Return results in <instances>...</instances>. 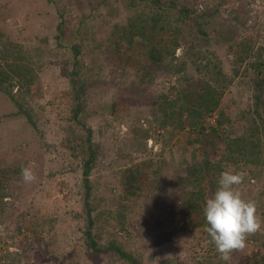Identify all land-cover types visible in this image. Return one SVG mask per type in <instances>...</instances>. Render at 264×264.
I'll return each instance as SVG.
<instances>
[{
    "label": "rangeland",
    "instance_id": "1",
    "mask_svg": "<svg viewBox=\"0 0 264 264\" xmlns=\"http://www.w3.org/2000/svg\"><path fill=\"white\" fill-rule=\"evenodd\" d=\"M101 1L0 0L1 4L7 5L0 6L2 37L21 43L24 54L35 63L32 73L37 76L36 83L39 82L38 85L29 86L31 93L24 99L35 126L0 92V171L6 169L8 177L2 178V181H7L9 186L7 195L3 198L5 203H2L6 211L2 216H6V219L0 223V264H11L13 258L18 259V264H107L105 254L95 255L79 240V228L85 218L82 174L79 158L68 147L69 138L65 130V117L69 114L65 106L68 99L67 78L74 53L69 39L81 45L79 61L83 65L82 75L89 81L93 78L96 82L97 77L107 76L103 78V82L89 85L93 106L100 110L89 118L94 129L93 136L110 148L108 155L98 156V161L105 167L96 168L89 178L92 188L104 196L99 204L101 208H119L127 214L125 230L119 233L124 242L123 248L129 249L140 264H205L199 259L203 256L206 257V264H218L219 253L215 247L211 248L206 243L208 234L204 226L196 229L187 226L176 233L172 230L180 222V218L175 219L176 208L170 202L173 196V188L170 186L174 173L172 169H185L192 165L193 158L201 154L198 139L218 134V148L210 156L211 160L217 166L220 165L223 171H238L241 168L247 171V177L240 186L241 191L251 192L249 196L254 194V198L262 200L263 206L259 207L258 213L264 219V164L260 163L254 169L247 168L243 161L229 159L224 145L225 131L240 134L248 121L254 101L253 81L257 77H264V73L259 72L264 70V51L259 52V46L264 45V36L258 37V24L252 23L253 20L249 22L251 17L244 9L246 0H176L177 6L185 5L189 8L201 3L203 8L217 10L208 19L202 20L198 14L185 19L182 22L184 41L188 46L195 44L201 50L206 48L205 51H212V60H219L221 69L232 80L213 112L215 120H211L212 115L207 114L203 121L193 127L187 124L177 126L180 122L186 123L184 112V115L174 119L173 125L166 126L172 138L167 144H162L154 137L153 130L149 129V126L154 125L152 116L156 109L152 98L160 88L168 86L174 87L173 95L176 96L181 88H194L200 77L193 73L194 69L190 64L176 71L175 65H179L176 55H180L186 48V45H181L175 49L173 58L167 55L164 59L166 67L157 69L151 83L138 89L137 94H132L125 87L126 84L123 87L110 84L112 76L119 82L131 80L132 83H138L142 73L133 65L127 66L124 61L114 59L115 55L108 58V52L94 51V41L89 37L74 36L78 19L89 14ZM95 9L99 11L102 8L99 6ZM110 9L98 13L97 28L93 31L97 41H103L99 35L101 29L110 39L107 31L110 32L113 22H120L132 10L125 0H110ZM197 9L196 12H199ZM57 11L63 19L59 30L56 29L60 19ZM197 19L205 30L203 39L207 43L197 33ZM59 31L62 33L60 42L65 47L60 56L51 48L52 36ZM245 36L253 38L252 50L239 63L235 58L234 51L237 47L234 44L243 42ZM44 37L45 40L50 39L48 43L42 41ZM230 44H233L231 49ZM124 46L126 45L122 47ZM255 62H262L260 69L253 66ZM90 64L94 66L87 70V65ZM237 66L239 69L234 73ZM108 69L115 71L110 73ZM112 100L118 105L114 111L110 107ZM174 107L178 109V106ZM175 113H179V110ZM142 118L149 120L150 125L142 123ZM71 124L73 126L75 123ZM156 130L163 133L161 128ZM118 132H122L120 140L123 143L114 150L113 141ZM149 136L153 138L151 146L147 142ZM161 151L163 156L160 157L168 158L169 167L155 174ZM19 160H26V166L34 164L37 176L35 182L25 184L23 181H15L17 176L9 168ZM135 165H141L139 176L142 193L138 197H119V193H122L121 172L125 167ZM159 185L162 186L164 207L156 212L160 216L158 219H148L151 201L157 192L155 186ZM248 195L245 194L246 199ZM28 206H33V213L20 212ZM45 216H54L56 220L47 226H38L39 231H34V222ZM254 235L255 238H247L244 249L231 254L230 264H264V228ZM194 238L200 241L199 246H194ZM208 249L211 257L206 256ZM194 251L198 252L199 257L192 260Z\"/></svg>",
    "mask_w": 264,
    "mask_h": 264
},
{
    "label": "trees",
    "instance_id": "2",
    "mask_svg": "<svg viewBox=\"0 0 264 264\" xmlns=\"http://www.w3.org/2000/svg\"><path fill=\"white\" fill-rule=\"evenodd\" d=\"M117 1V0H116ZM127 5L132 9L127 12L124 18H121L120 22H113L112 29L107 31L108 39L104 30H100L99 35L103 41H97L94 36V29L97 28L96 19L100 12L110 11V0H102L99 6L102 9L97 11L95 8L87 15H83L78 19V23L75 26L74 36L79 38L80 36L89 37L94 41V51L108 52V58L115 55L114 59H118L120 62L124 61V65L136 68L142 73L138 83H132L131 80L119 82L115 80V77H111L110 84L125 87L130 92L137 94L141 87L148 86L151 83V78L157 74L156 70L166 67L164 59L167 55L173 58L175 49L181 45H186L185 50L180 55H176L179 60V65H175L178 69H182L184 66L190 64L194 72L199 75L198 84L194 88H181L176 96L173 95L174 87H162L160 91L152 98V103L156 104V109L153 111L152 123L154 125L149 126V120H142L148 123L150 131L153 130L154 137H156L162 144H167L172 138L166 130V126L175 122V118L184 115V121L180 122L177 126L185 125L195 126L198 122L203 121L204 116L211 114L218 106L219 100L222 98L232 78L223 72L220 63L213 61L212 56L214 53L210 50L205 51L206 48L201 50L194 44L189 46L184 41V29L182 28V22L185 19L198 14L203 19H208L217 12L216 9L209 10L206 7L203 11L196 12V6L187 8L185 5L177 6L176 0H125ZM3 4V5H2ZM0 3V6H7L4 3ZM139 6H142L140 9ZM203 7V5H202ZM147 8V10H146ZM10 9H12L10 7ZM198 10V9H197ZM59 14V15H58ZM59 21L56 25V29L62 24L61 13L57 11ZM200 20H195V26L197 33H200L205 37V30H203ZM3 23H0V92L4 93L9 100L16 106L21 112L26 115V119L29 123L35 126V123L30 115V108L25 106V97L30 95L31 91L29 86L36 83L37 76L32 73L35 63L30 60L23 52V46L19 42L10 40L9 38H3V32L1 27ZM103 25V24H100ZM89 31V32H88ZM52 49L55 50L56 55H63L65 51L64 45L60 42L62 33L53 35ZM107 39H106V38ZM246 39L235 45L237 48L234 51L236 53V61H242L252 50L253 38L251 36H245ZM105 38V40H104ZM44 43H48L50 39L45 37L42 39ZM205 43L208 41L203 39ZM264 40V38H263ZM71 48L74 53L72 54V68L67 78V95L68 99L65 106L68 110L66 115L67 126L66 132L68 139V147L72 149V153L76 154L79 158L80 173L82 174V187L83 197L82 204L84 208V220L80 225L79 240L95 255H106L107 264H140L137 258L131 253V251L125 250L124 242L120 238L121 231L125 230V219L127 214L122 212L119 208H101L100 202L103 200V194L92 188L89 175L98 167H105L104 164L98 161V156L108 155L110 148L102 144L100 140L94 138V129L89 118L100 112L99 108L93 106L91 92L89 91V85L103 82L104 77H97V80H88L87 77L81 74L83 67L81 61H79V55L82 53L81 45L75 44L71 39ZM126 45L122 47L123 45ZM233 44L229 45V48ZM261 52L264 49V45L259 46ZM163 52V54H162ZM239 62V63H240ZM94 65H87V70L91 69ZM254 67L260 69L262 62H255ZM239 66L234 68V73H237ZM110 73L115 71L114 69H108ZM260 74L264 73V70L259 71ZM107 77V76H106ZM105 77V78H106ZM194 83V82H193ZM192 84V83H190ZM255 88L253 107L250 110L248 121L243 128L242 133L234 134L233 132L225 131V151L229 159L243 161L247 168L254 169L257 165L264 164V77H257L253 81ZM176 88V87H175ZM139 89V90H138ZM97 93V92H95ZM174 96V98H173ZM112 105V106H111ZM178 106L175 109L174 106ZM110 107L114 110L118 107L115 100L111 101ZM179 110V113H175ZM160 114V116H159ZM236 118V116H233ZM74 122L75 124H71ZM146 123V124H147ZM148 126H146L148 128ZM157 128L163 129V133L157 132ZM165 129V130H164ZM118 136L113 141V149L117 150L120 143L122 132L117 133ZM218 134H214L213 137H205L198 139L200 143V155L193 158V163L185 169H172L173 177L170 186L173 188L171 191L172 201L171 204L176 208L175 219L180 218V222L174 225L173 232L178 230H184L186 227L196 229L200 226H207L204 216V206L206 199L210 197L218 186V179L223 168L217 163L211 160L210 156L216 153L218 148L217 138ZM212 152V153H211ZM163 152L159 154V159L156 162L155 174L160 172L163 168H168V158H161ZM203 158V159H202ZM107 164V163H106ZM108 165V164H107ZM147 166L144 163V166ZM26 166V160H19L15 163V166L9 168V170L17 176L18 183H22L21 168ZM206 169V170H205ZM141 165H135L133 167H125L121 172L120 182L122 184L119 197L123 195L126 197H138L141 195L142 186L140 184V171ZM6 169L0 171V223L4 222L6 216L4 215L5 207L2 203L4 197L7 195L9 186L7 181L3 182L2 178L8 177L5 173ZM162 186H155V197L151 201V211L148 219H158L160 216L156 212H160L161 207H164L162 198L163 193ZM251 192H243L250 194ZM253 193V192H252ZM147 197V194H144ZM208 195V196H207ZM247 196V199H253L262 207V200L260 198H254ZM261 196V195H259ZM262 197V196H261ZM33 206L25 207L21 210V213H33ZM56 218L54 216H45L40 221H35L32 229L39 231L38 226H47L53 223ZM156 223V222H155ZM159 224V222H158ZM207 233V232H206ZM208 234V233H207ZM205 240L209 247H215L209 243L210 236ZM249 237H256V235H250ZM194 240V246H199L200 241L196 238ZM196 251V248L192 247ZM24 251V250H23ZM193 252L192 260L199 257L198 252ZM200 254V252H199ZM197 256V257H196ZM211 257V251L208 249L207 255ZM200 262L206 264V257H199ZM18 259H11V264L16 263ZM263 260V258H262ZM264 261V260H263ZM264 263V262H263ZM218 264H226V262L218 261ZM227 264H230L228 261Z\"/></svg>",
    "mask_w": 264,
    "mask_h": 264
},
{
    "label": "clouds",
    "instance_id": "3",
    "mask_svg": "<svg viewBox=\"0 0 264 264\" xmlns=\"http://www.w3.org/2000/svg\"><path fill=\"white\" fill-rule=\"evenodd\" d=\"M203 11V7L198 8ZM214 112V111H213ZM213 112L209 115L215 120ZM141 122L146 123L141 119ZM149 140L151 142L149 143ZM149 146L153 138L148 137ZM247 177V171L225 170L219 175L218 186L206 199L203 209L207 226L205 231L210 236L209 243L215 246L222 261L231 259V254L246 247L247 238L264 228V219L258 213V204L253 199H246L240 186ZM21 179L25 184L37 180L34 164L22 166Z\"/></svg>",
    "mask_w": 264,
    "mask_h": 264
},
{
    "label": "built area",
    "instance_id": "4",
    "mask_svg": "<svg viewBox=\"0 0 264 264\" xmlns=\"http://www.w3.org/2000/svg\"><path fill=\"white\" fill-rule=\"evenodd\" d=\"M198 8L202 6L201 3H198L196 5ZM244 9L247 10L248 15L251 17L249 22L257 23L258 25L256 28H259L258 37L264 36V0H246L244 3ZM264 38V37H263ZM259 44V43H258ZM258 44H256V47H258ZM264 51V49L262 50ZM151 140H149V143Z\"/></svg>",
    "mask_w": 264,
    "mask_h": 264
},
{
    "label": "water",
    "instance_id": "5",
    "mask_svg": "<svg viewBox=\"0 0 264 264\" xmlns=\"http://www.w3.org/2000/svg\"><path fill=\"white\" fill-rule=\"evenodd\" d=\"M151 256H153V254H151Z\"/></svg>",
    "mask_w": 264,
    "mask_h": 264
}]
</instances>
